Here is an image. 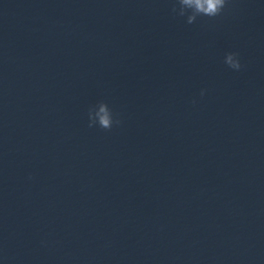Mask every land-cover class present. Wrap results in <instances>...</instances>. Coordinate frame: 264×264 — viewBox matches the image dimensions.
<instances>
[{
	"label": "clouds",
	"instance_id": "clouds-1",
	"mask_svg": "<svg viewBox=\"0 0 264 264\" xmlns=\"http://www.w3.org/2000/svg\"><path fill=\"white\" fill-rule=\"evenodd\" d=\"M227 3L228 0H175L171 11L174 15L187 16L186 22L192 24L198 16L214 18L221 15ZM224 62L233 70L239 71L242 68L238 53H227ZM201 95H203V91ZM88 121L90 128L98 124L100 128L105 130H110L113 124L121 123L119 119H114L112 110L103 101L89 108Z\"/></svg>",
	"mask_w": 264,
	"mask_h": 264
}]
</instances>
